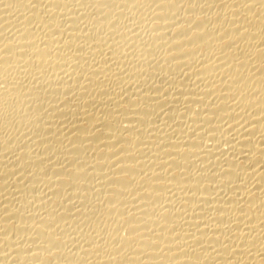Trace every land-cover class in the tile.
I'll return each instance as SVG.
<instances>
[{"label": "bare ground", "instance_id": "obj_1", "mask_svg": "<svg viewBox=\"0 0 264 264\" xmlns=\"http://www.w3.org/2000/svg\"><path fill=\"white\" fill-rule=\"evenodd\" d=\"M0 264H264V0H0Z\"/></svg>", "mask_w": 264, "mask_h": 264}]
</instances>
